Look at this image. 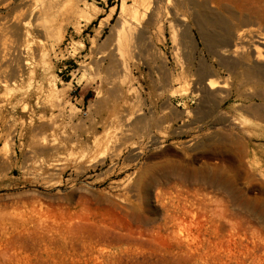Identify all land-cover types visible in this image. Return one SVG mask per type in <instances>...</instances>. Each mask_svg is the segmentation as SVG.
Wrapping results in <instances>:
<instances>
[{
  "label": "rangeland",
  "instance_id": "1",
  "mask_svg": "<svg viewBox=\"0 0 264 264\" xmlns=\"http://www.w3.org/2000/svg\"><path fill=\"white\" fill-rule=\"evenodd\" d=\"M4 1L0 48L22 43L23 19L35 72L0 88V264H264L251 37L226 46L175 0ZM243 4L264 41V0Z\"/></svg>",
  "mask_w": 264,
  "mask_h": 264
},
{
  "label": "bare ground",
  "instance_id": "2",
  "mask_svg": "<svg viewBox=\"0 0 264 264\" xmlns=\"http://www.w3.org/2000/svg\"><path fill=\"white\" fill-rule=\"evenodd\" d=\"M4 0H1V2ZM6 1V0H5ZM4 1V2H5ZM14 1V0H13ZM25 1V0H24ZM28 1V0H26ZM244 0H175V8L177 10H188V14L187 17L190 18V20L194 23H196V25L199 28V31L201 32V30L204 29H208V28H222L225 32V40L224 43L230 44L231 46H238L239 44H241L243 41L247 42V39L249 40V37H251V39L249 40V46L251 49H253V51L256 52V58L257 59H263V53L261 51V49L256 48L255 45V41H258L260 44H264V41L262 40V38H260L259 36H255V39L257 38V40H254V34H252V30H250L249 26L251 27V25L254 24V20L249 17H244L243 14L246 10L245 5L243 4ZM8 2V0L6 1ZM12 2V1H11ZM135 3L140 4L141 6L145 7L146 3L145 0H134ZM151 2V0H150ZM248 2V0H247ZM29 3V1H28ZM159 3V2H157ZM11 4V3H10ZM1 5V4H0ZM24 5V4H23ZM29 6V4H27ZM55 5V4H54ZM139 5V6H140ZM5 6V3H4ZM8 6V5H7ZM14 6V5H13ZM135 6V5H134ZM140 6V7H141ZM12 7V6H11ZM24 7V6H23ZM27 7V6H26ZM31 8V6H29ZM55 7V6H54ZM125 5L123 4V8L121 11V14L124 13L125 10ZM138 7V5H137ZM160 7V5L158 6ZM216 7V8H220L223 11H225L226 14L229 15V20H224L222 17H220L217 13L212 11V8ZM19 8V7H18ZM53 8V4L51 2H49L46 6H44L41 9V12L38 13V15L40 14L42 15H46V11L47 10H52ZM142 8V7H141ZM146 8V7H145ZM144 8V9H145ZM14 9V8H13ZM24 9L21 8L20 9H16V13L19 12V10ZM34 9V8H33ZM56 9V8H55ZM138 9V8H137ZM140 9V8H139ZM27 10V9H26ZM26 10H22L26 11ZM32 10V9H30ZM29 10V11H30ZM134 10V9H133ZM147 10V9H146ZM161 10V9H160ZM160 10L157 11L160 12ZM215 10V9H214ZM138 11V10H137ZM28 12V10H27ZM34 12H36L34 10ZM79 12V10H78ZM81 12V11H80ZM126 12V11H125ZM132 12V11H131ZM146 12V11H145ZM14 13V12H13ZM81 17H84L87 19L88 16V12L85 9V11L83 10V12H81ZM136 13V12H135ZM20 14V13H19ZM24 15V12L21 13ZM20 14V15H21ZM126 14V13H124ZM123 14V15H124ZM134 14V12H133ZM137 14V13H136ZM136 14H134L133 16H135ZM37 15V14H36ZM151 15V14H150ZM175 15H177L175 13ZM179 15V14H178ZM177 15V16H178ZM183 15V14H182ZM246 15V14H245ZM10 16V15H9ZM17 16V15H16ZM139 16V15H138ZM156 16V15H154ZM19 17V15H18ZM15 18L17 19V21L19 20V18ZM24 17V16H23ZM37 17V16H36ZM12 18V16H11ZM14 18V17H13ZM21 18V17H20ZM135 18V17H133ZM138 18V17H137ZM153 15L151 16V18H149V22L154 23L152 21ZM22 19V18H21ZM27 19V18H26ZM151 19V20H150ZM158 19V18H157ZM13 21H15L14 19H12ZM11 20V21H12ZM23 22H20L18 24V22L13 25L12 29H14L15 31L18 32L17 35L21 36V40L23 39L22 43L19 45L16 44V46H6L3 49L0 48V64L5 65L6 68H10V71L8 72V74L6 76H4V78L2 80H0V88H1V84H10V85H15L16 83L20 82L21 80H23L25 77L27 76H31L35 70H33L32 67V62L30 60V41L28 40V35H29V29H28V25L27 22H25L22 19ZM30 21V20H29ZM38 21V20H36ZM152 21V22H151ZM187 21V18H185V16L183 15L182 17H180V23H182V25H185V22ZM31 22V21H30ZM138 22V21H137ZM148 25V24H147ZM32 27V26H31ZM118 30L120 31L123 27H124V23L123 22H119L118 24ZM8 28V27H7ZM126 28V27H125ZM133 29V28H131ZM130 29V31H131ZM9 30V29H8ZM117 30V31H118ZM124 30V28H123ZM127 30V29H125ZM134 30V29H133ZM13 31V30H12ZM122 31V30H121ZM144 31V30H143ZM16 32V33H17ZM132 32V31H131ZM204 32V31H203ZM202 32V33H203ZM211 32V31H210ZM8 33V32H7ZM14 33V32H11ZM123 33V32H122ZM129 33V32H128ZM206 33V32H205ZM208 33V32H207ZM125 34V33H124ZM131 34V33H130ZM141 34V32L139 33ZM12 35V34H11ZM31 35V34H30ZM32 36V35H31ZM129 36V35H128ZM141 35H139V37H141ZM223 36V35H222ZM212 39H216L219 38L217 37V35L212 31ZM123 38V37H122ZM128 38V37H127ZM141 38H145V37H141ZM224 38V37H223ZM33 39V38H32ZM130 39V38H128ZM146 39V38H145ZM221 39V38H220ZM136 40V39H135ZM141 40V39H140ZM219 40V39H218ZM223 40V39H221ZM20 41V40H19ZM21 42V41H20ZM144 42V41H143ZM221 42V41H218ZM223 43V44H224ZM248 43V42H247ZM246 43V44H247ZM229 45V46H230ZM211 46V45H210ZM215 46V45H214ZM217 46V45H216ZM222 47V46H221ZM212 50V49H210ZM235 52V50H234ZM236 53V52H235ZM220 55V54H219ZM254 57V56H253ZM258 62V61H257ZM263 62V61H262ZM245 63V62H244ZM124 64V63H123ZM237 64V63H236ZM251 65V64H250ZM252 66V65H251ZM254 66V65H253ZM257 66V65H256ZM128 67V66H127ZM255 67V66H254ZM125 68V67H123ZM257 68V67H255ZM262 73L264 74V67H262ZM126 69V68H125ZM124 69V70H125ZM129 69V68H128ZM250 69V68H249ZM252 71V70H250ZM260 71V69L258 70ZM125 73V72H124ZM129 73V72H128ZM203 73V72H202ZM205 75V74H204ZM248 75V74H247ZM202 76V75H201ZM200 76V77H201ZM261 76V75H260ZM251 78V77H250ZM259 78V77H258ZM259 80V79H258ZM201 81V80H200ZM216 82L213 81L212 78H209L208 80L205 81V83L203 82V84H205V89L208 91L207 93L210 95V92H212L213 90L216 89ZM70 85V84H69ZM184 85V84H183ZM187 85V84H186ZM183 88V87H182ZM185 89V88H184ZM55 90V89H54ZM185 91V90H184ZM214 93V92H213ZM28 95V93H27ZM208 95V96H209ZM214 95V94H213ZM212 96V94L210 95ZM25 97L28 96H23V99ZM206 100H207V95H205ZM209 98V97H208ZM185 106H188L189 104H187V102L184 103ZM108 142V141H107ZM110 142V141H109ZM106 143V142H105ZM108 145V143H107ZM102 152V151H101Z\"/></svg>",
  "mask_w": 264,
  "mask_h": 264
}]
</instances>
